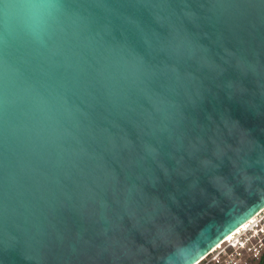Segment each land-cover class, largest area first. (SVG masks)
<instances>
[{
    "label": "water",
    "instance_id": "1",
    "mask_svg": "<svg viewBox=\"0 0 264 264\" xmlns=\"http://www.w3.org/2000/svg\"><path fill=\"white\" fill-rule=\"evenodd\" d=\"M263 206L264 0H0V264H196Z\"/></svg>",
    "mask_w": 264,
    "mask_h": 264
},
{
    "label": "built area",
    "instance_id": "2",
    "mask_svg": "<svg viewBox=\"0 0 264 264\" xmlns=\"http://www.w3.org/2000/svg\"><path fill=\"white\" fill-rule=\"evenodd\" d=\"M263 255L264 206L222 238L196 264H256Z\"/></svg>",
    "mask_w": 264,
    "mask_h": 264
},
{
    "label": "trees",
    "instance_id": "3",
    "mask_svg": "<svg viewBox=\"0 0 264 264\" xmlns=\"http://www.w3.org/2000/svg\"><path fill=\"white\" fill-rule=\"evenodd\" d=\"M256 264H264V255H263V257L258 261V263H256Z\"/></svg>",
    "mask_w": 264,
    "mask_h": 264
},
{
    "label": "rangeland",
    "instance_id": "4",
    "mask_svg": "<svg viewBox=\"0 0 264 264\" xmlns=\"http://www.w3.org/2000/svg\"><path fill=\"white\" fill-rule=\"evenodd\" d=\"M198 264H201V263H198Z\"/></svg>",
    "mask_w": 264,
    "mask_h": 264
},
{
    "label": "snow or ice",
    "instance_id": "5",
    "mask_svg": "<svg viewBox=\"0 0 264 264\" xmlns=\"http://www.w3.org/2000/svg\"><path fill=\"white\" fill-rule=\"evenodd\" d=\"M231 229H229V231H230Z\"/></svg>",
    "mask_w": 264,
    "mask_h": 264
}]
</instances>
